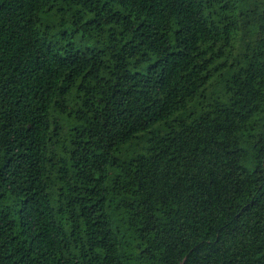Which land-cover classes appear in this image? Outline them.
<instances>
[{
  "label": "trees",
  "instance_id": "obj_1",
  "mask_svg": "<svg viewBox=\"0 0 264 264\" xmlns=\"http://www.w3.org/2000/svg\"><path fill=\"white\" fill-rule=\"evenodd\" d=\"M198 1L0 0V264H264V0Z\"/></svg>",
  "mask_w": 264,
  "mask_h": 264
},
{
  "label": "rangeland",
  "instance_id": "obj_2",
  "mask_svg": "<svg viewBox=\"0 0 264 264\" xmlns=\"http://www.w3.org/2000/svg\"><path fill=\"white\" fill-rule=\"evenodd\" d=\"M198 2L199 3H197V2L196 3L200 4V6H202L203 9L206 10V15L208 13L209 15H213V17H215V15L218 13V11H217L218 10V2L216 0H199ZM242 18L243 17H241L240 19H242ZM241 24H243L242 21H241ZM241 30H239V31L233 30V31H235L236 38L235 39L233 38L231 43L236 45V50L240 49L241 43H244L246 41V39H249V36L247 34H245L244 31H241ZM219 38L222 40L223 39L226 40V34L222 33L219 36Z\"/></svg>",
  "mask_w": 264,
  "mask_h": 264
}]
</instances>
